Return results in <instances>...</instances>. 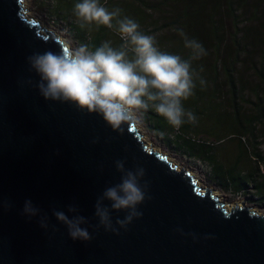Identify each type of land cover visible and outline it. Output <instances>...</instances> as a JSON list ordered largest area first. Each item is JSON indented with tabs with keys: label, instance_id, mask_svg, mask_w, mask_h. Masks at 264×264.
Instances as JSON below:
<instances>
[{
	"label": "water",
	"instance_id": "water-1",
	"mask_svg": "<svg viewBox=\"0 0 264 264\" xmlns=\"http://www.w3.org/2000/svg\"><path fill=\"white\" fill-rule=\"evenodd\" d=\"M22 2L0 0V264H264V214L245 200L220 201L146 143L136 122L118 133L98 114L40 95L27 57L63 44ZM117 160L145 169L151 197L119 234L95 227L94 215L104 189L120 182ZM28 199L47 215V229L40 216L22 215ZM70 204L88 219L91 240L71 239L53 215L71 217ZM125 215L113 211V223Z\"/></svg>",
	"mask_w": 264,
	"mask_h": 264
},
{
	"label": "clouds",
	"instance_id": "clouds-1",
	"mask_svg": "<svg viewBox=\"0 0 264 264\" xmlns=\"http://www.w3.org/2000/svg\"><path fill=\"white\" fill-rule=\"evenodd\" d=\"M73 12L81 28L106 26L119 35L122 44L115 48L104 42L90 50L86 44L73 48L65 43L59 52L49 50L28 56L29 70L39 76L35 87L45 100L71 103L82 112L98 114L118 133L135 122L141 110L150 107L176 130L186 122H197L196 115L182 103L194 94L196 86L190 60L161 51L154 35L141 32L133 18L122 17L119 8L109 11L100 0H80ZM180 35L193 60L207 54L200 42L189 39L182 30ZM205 83L200 79L201 86ZM96 142L98 138L93 140ZM115 165L121 173L120 182L104 189L94 205V215L99 221L95 227L103 226L105 231L119 234V228L126 229L134 218L143 215L138 206L151 197L147 196L148 182L141 184L145 176L143 167L127 169L122 160H117ZM105 200L110 203L105 204ZM67 210L74 215L69 217L58 210H53V215L67 227L70 238L91 240L88 229L82 227L88 219L79 214L75 204L68 205ZM113 211H124L126 215L123 219L117 217L114 224ZM22 215L29 219L40 216V226L49 227L47 215H41L30 199L25 200ZM253 215L259 213L253 211ZM192 235L195 239V234Z\"/></svg>",
	"mask_w": 264,
	"mask_h": 264
},
{
	"label": "rangeland",
	"instance_id": "rangeland-1",
	"mask_svg": "<svg viewBox=\"0 0 264 264\" xmlns=\"http://www.w3.org/2000/svg\"><path fill=\"white\" fill-rule=\"evenodd\" d=\"M105 1L109 2L106 5L111 11L116 9V2L125 0H100L103 3ZM77 2H80V0H23L22 4L26 9L27 15L37 20L42 28L44 27L46 30L59 35L65 43L76 48L84 44L74 33L69 23L79 24L73 12L74 5ZM131 2L134 3L135 7H143V10L149 16L140 28L145 34L156 37L157 47L161 51L179 55L182 59L187 60L191 54H189L188 48L185 47L184 37L180 35V30L188 36L192 28L183 24L184 20L178 19L177 15L181 14L182 11L177 10L176 5L168 0H138ZM102 5L106 7L105 4ZM134 10H131L130 13L132 14ZM222 10H224L221 13L224 20V28L228 31L226 35L228 38L235 30L234 21L232 17L227 15V11L224 8ZM237 14L239 17L236 28L244 29L247 26H254L258 31L264 32V25L261 24L264 21V17L255 19L252 9L249 13L239 9ZM258 14H261V12ZM176 20H179V22H176ZM86 28L88 30V40L92 39L97 27L92 25L91 28L87 26ZM104 42H110L111 46L115 48L122 44L121 38L113 29L105 33ZM240 59L246 63V67H240L241 63H238L236 69L240 71L238 79H242L245 88L240 94L241 99L237 98L239 104L236 105V109L231 104L232 96L228 87L225 84L214 86L213 77L215 75L210 74L208 78H204L206 82L204 87L205 95L194 101L193 97L196 90L194 89V94L182 102L184 108L192 111L197 117L195 124L184 123L189 126V131L184 136L190 138L198 137L210 142L213 145L211 154L215 157L214 159L224 165L230 166L238 162L239 159L241 162L238 168L242 173L253 172L258 169L257 179L264 183V121L255 126L254 134H243V131L233 133L237 132L234 131L237 128L234 119L235 111H239L243 117L254 115L257 110L258 98L264 96V86L260 87L259 90L256 87L261 83L255 71V68L264 62V46L249 51L247 56L240 57ZM208 60L213 62L214 56H210ZM205 72L202 70L196 71L194 82L202 79L205 76ZM223 80L224 78L220 79L221 83H223ZM151 109L150 107L147 110H141L138 113V119L135 121L146 143L159 152L168 155V159L177 163L179 167L194 172L201 185L212 189L220 201L239 203L240 200H245L243 204L251 207V210L264 214V203L256 195V189L252 183L245 192L238 193L216 184L211 177L212 164L210 162V164H207L205 159L197 155H189L182 149L177 150L173 142H169L162 133L153 128L152 119L149 117L151 116ZM154 113H156L155 110ZM231 136L233 137L231 138ZM242 137H244V140H241ZM169 138L172 139V136ZM247 149L249 153L244 152ZM255 153H259L260 156L256 157Z\"/></svg>",
	"mask_w": 264,
	"mask_h": 264
},
{
	"label": "trees",
	"instance_id": "trees-1",
	"mask_svg": "<svg viewBox=\"0 0 264 264\" xmlns=\"http://www.w3.org/2000/svg\"><path fill=\"white\" fill-rule=\"evenodd\" d=\"M77 1V0H76ZM138 1V0H131ZM130 0L120 1L115 3V8L121 9V16H128L133 18L141 27L144 25V21L149 17L147 16L143 7H135L134 3ZM176 5L177 10H181V14L177 15L178 19L184 20L183 24L188 25L192 29L190 30L189 39H195L200 42L204 49L206 50V55L200 57L199 59H192V53L188 56L187 60L191 61L192 69L194 73L196 71L202 70L205 72V76L208 78L210 74L215 75L213 77L214 86L225 84L231 94V104L236 109L237 98H240V94L244 90V83L238 79L240 71H237L236 67L238 63H241L240 67H246L240 57H245L248 55L249 51L256 48H262L264 46V32L258 31L254 26H247L244 29L236 28L238 26L237 11L239 9L244 10V12L249 13L251 9L253 10V17L259 19L258 17H264V0H168ZM101 4H107L109 2H100ZM126 3V4H125ZM107 7V5H106ZM227 11V15L232 17L234 21V32L230 34L227 38L228 31L224 28V20L222 18V9ZM134 10L132 14L131 10ZM261 12V14H258ZM179 22V20H176ZM74 33L79 39H81L84 44L88 45L90 50H95L103 44V39L105 33L110 30L106 26H100L97 28L95 33H93L92 39L88 40L87 28H81L79 24L69 22ZM115 23V21H113ZM264 25V21L261 22ZM184 28V27H183ZM185 29V28H184ZM141 32L142 29L139 28ZM144 33V32H143ZM214 56V61L209 62V57ZM190 58V59H189ZM249 64V62H247ZM199 69V70H198ZM257 77L261 84L257 85L258 90L260 87L264 86V62L255 68ZM224 80L221 83L220 79ZM205 81V80H204ZM196 82V80H195ZM195 94L194 101L199 97L204 96V86H201L200 80L195 83ZM241 99V98H240ZM257 110L254 115L243 117L239 111L234 113L235 128L233 133H238V131L243 134H254L255 126L258 123L264 121V96L258 98ZM151 116L153 128L158 132L162 133L169 142L174 143V147L177 150H184L189 155H197L205 159L207 164L211 165V177L212 180L221 187L226 189L234 190L235 192H245L249 185L252 183L256 189V195L264 203V183L257 179L258 169L253 172L242 173L239 170L238 162L231 164L230 166L224 165L222 162L215 160L213 154H211L210 142L205 141L202 138H190L185 137L189 131V126L183 124L179 130L174 129L168 124L167 120L154 113V109H151ZM172 136V139L169 137ZM233 136H231L232 138ZM223 140V139H221ZM244 140V137L241 138ZM245 153H249V150H244ZM256 157H259V153H255ZM252 157V155H251ZM207 159V160H206ZM257 159V158H256ZM210 162V163H209Z\"/></svg>",
	"mask_w": 264,
	"mask_h": 264
},
{
	"label": "bare ground",
	"instance_id": "bare-ground-1",
	"mask_svg": "<svg viewBox=\"0 0 264 264\" xmlns=\"http://www.w3.org/2000/svg\"><path fill=\"white\" fill-rule=\"evenodd\" d=\"M40 24V23H39ZM41 26V25H40ZM174 162V161H173ZM193 174H194V172H192ZM195 175V174H194ZM196 177V176H195ZM196 179H198L197 177H196ZM198 184H200L201 185V183H200V181H199V179H198Z\"/></svg>",
	"mask_w": 264,
	"mask_h": 264
}]
</instances>
